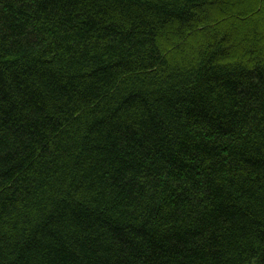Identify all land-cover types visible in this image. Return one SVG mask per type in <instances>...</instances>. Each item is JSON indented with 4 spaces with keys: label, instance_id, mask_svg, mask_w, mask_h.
Returning <instances> with one entry per match:
<instances>
[{
    "label": "trees",
    "instance_id": "1",
    "mask_svg": "<svg viewBox=\"0 0 264 264\" xmlns=\"http://www.w3.org/2000/svg\"><path fill=\"white\" fill-rule=\"evenodd\" d=\"M0 264H264V0H0Z\"/></svg>",
    "mask_w": 264,
    "mask_h": 264
}]
</instances>
